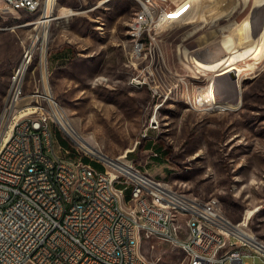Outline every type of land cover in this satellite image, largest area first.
<instances>
[{
    "label": "rangeland",
    "instance_id": "374dc122",
    "mask_svg": "<svg viewBox=\"0 0 264 264\" xmlns=\"http://www.w3.org/2000/svg\"><path fill=\"white\" fill-rule=\"evenodd\" d=\"M188 1L169 4L182 12ZM139 7L138 0H43L33 13L0 11V140L13 75L32 48L19 106L39 101L52 111L57 151L71 147L63 118L108 156L127 154L173 188L218 200L234 223L248 221L244 232L264 240V0L191 1L183 20L166 24L164 55L151 69L150 59L132 53ZM229 72L239 74L240 100L217 89ZM142 250L152 264L189 263L184 250L156 237ZM244 260L264 264L260 256Z\"/></svg>",
    "mask_w": 264,
    "mask_h": 264
},
{
    "label": "built area",
    "instance_id": "2783aa9c",
    "mask_svg": "<svg viewBox=\"0 0 264 264\" xmlns=\"http://www.w3.org/2000/svg\"><path fill=\"white\" fill-rule=\"evenodd\" d=\"M43 0H0V11L36 12ZM136 59L163 54L166 24L184 18L169 0H138ZM192 2L195 0H191ZM29 48L13 75L0 140V264H152L142 250L156 237L186 253L188 264H249L264 259V240L213 207L113 158L66 129L70 148L56 150L53 113L39 101L20 107ZM164 55V54H163ZM139 83H146L137 80ZM20 115L19 123L12 116ZM56 116V113L54 112ZM69 131V132H68ZM130 159V158H129ZM88 178L79 180V169Z\"/></svg>",
    "mask_w": 264,
    "mask_h": 264
},
{
    "label": "bare ground",
    "instance_id": "6f19581e",
    "mask_svg": "<svg viewBox=\"0 0 264 264\" xmlns=\"http://www.w3.org/2000/svg\"><path fill=\"white\" fill-rule=\"evenodd\" d=\"M190 2L191 0H189L184 6L186 5H190ZM183 6V8H184ZM180 9V8H179ZM182 9V8H181ZM180 9V10H181ZM178 10V9H177ZM176 10V12H177ZM44 18H47V15L44 16ZM175 18H179L180 17H175ZM182 18V17H181ZM49 20V18L47 19H44L42 20V22H47ZM136 27H137V17L135 16L134 17V21L133 23L131 24V36H132V44L134 46V49L132 51L133 53V56H135L136 54V45H137V33L135 32L136 31ZM198 30V28H195L194 30H191L187 36L185 37V39H187L188 37H190L191 35L195 34V32ZM141 58V57H140ZM22 65H24V61L22 63ZM239 74H235V75H232V73L229 72V74L227 73L226 75H224V77L222 79H220L217 83V89H219L222 94L224 96H234L236 98V100H240L241 98V92H240V87H239V81L237 79V76ZM214 94V93H213ZM203 103L201 102L199 105H202ZM198 105V106H199ZM217 106L219 107H225L227 108V106L225 105H221L220 103L217 104ZM63 120V123L65 124V126L71 130L72 133H75L73 128L70 126V124L65 121L63 118L61 119ZM20 122V115H13L12 116V123H19ZM69 132V131H68ZM78 133H76L77 135ZM79 137V135H78ZM122 165L123 166H131V160L130 161H126L124 158H122ZM88 178V171H87V168H80L79 169V180H86ZM213 207L215 210L217 211H222L221 210V207H220V204L218 202V200L214 199L213 198Z\"/></svg>",
    "mask_w": 264,
    "mask_h": 264
},
{
    "label": "trees",
    "instance_id": "16d2710c",
    "mask_svg": "<svg viewBox=\"0 0 264 264\" xmlns=\"http://www.w3.org/2000/svg\"><path fill=\"white\" fill-rule=\"evenodd\" d=\"M152 144H153V142H152V141L148 142V143H147V147H151V146H152ZM129 156H131V157L133 156L132 152H131V154H129Z\"/></svg>",
    "mask_w": 264,
    "mask_h": 264
},
{
    "label": "crops",
    "instance_id": "0c3cea01",
    "mask_svg": "<svg viewBox=\"0 0 264 264\" xmlns=\"http://www.w3.org/2000/svg\"><path fill=\"white\" fill-rule=\"evenodd\" d=\"M27 264H34L33 262H28Z\"/></svg>",
    "mask_w": 264,
    "mask_h": 264
}]
</instances>
